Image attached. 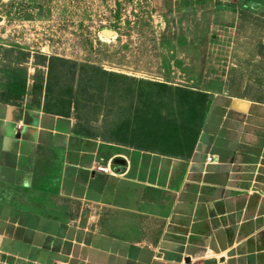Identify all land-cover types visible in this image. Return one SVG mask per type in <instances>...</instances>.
<instances>
[{
  "label": "crops",
  "instance_id": "obj_1",
  "mask_svg": "<svg viewBox=\"0 0 264 264\" xmlns=\"http://www.w3.org/2000/svg\"><path fill=\"white\" fill-rule=\"evenodd\" d=\"M187 88L195 139L160 152L0 92V264H264V90Z\"/></svg>",
  "mask_w": 264,
  "mask_h": 264
},
{
  "label": "rangeland",
  "instance_id": "obj_2",
  "mask_svg": "<svg viewBox=\"0 0 264 264\" xmlns=\"http://www.w3.org/2000/svg\"><path fill=\"white\" fill-rule=\"evenodd\" d=\"M222 1L227 2L188 0L191 5L178 12L181 0H0V92L19 94L14 103L55 104L57 95L63 96V106L67 98L76 103L85 64L138 80L259 93L264 90V0H251L246 9L239 0ZM72 62L74 82L67 81ZM121 82L137 89L135 81ZM95 92L85 96L91 103L79 104L95 113L93 119L89 114L96 123L92 129L102 132L121 120L115 111L107 112L113 101L103 108ZM75 113L81 111L75 107Z\"/></svg>",
  "mask_w": 264,
  "mask_h": 264
},
{
  "label": "trees",
  "instance_id": "obj_3",
  "mask_svg": "<svg viewBox=\"0 0 264 264\" xmlns=\"http://www.w3.org/2000/svg\"><path fill=\"white\" fill-rule=\"evenodd\" d=\"M211 0H197V2L205 5ZM182 7L179 8L185 12V6L191 5L188 0H181ZM240 6H249L251 0H239ZM247 2V4H245ZM249 3V4H248ZM194 12V10H189ZM62 63L69 64L68 61L63 60ZM71 63V62H70ZM75 62H72L71 72L67 81H73L76 78ZM61 69L57 70V76L61 79ZM79 91L77 93L79 101L74 103L76 111H81V114L87 116L89 119L90 109L88 105L80 104L85 99L87 103L92 101L87 100L85 96L91 95L90 90H95V94L99 99V104L108 105V101H113L107 107L108 113L115 111L116 117L121 121L110 123L107 125L101 136L111 139L112 142L125 145L128 147H137L141 149H149L153 151H162V148L169 146L171 149L181 148L182 144H190L195 139L197 126L194 119L201 113V106L203 101L199 99V93H194L189 88L181 85H170L167 83L148 81L137 79L135 77L124 74H117L115 72H107L95 66L81 65V72L78 75ZM128 81L137 83V89L126 87L121 84V81ZM72 92V91H71ZM9 97L11 99L18 98L15 91H10ZM125 96V98H123ZM63 96L57 95L55 98V108L62 107ZM125 99V105L120 104ZM66 104L73 103L71 98L65 99ZM40 99H37L34 104L39 105ZM80 103V104H79ZM48 108V104H45ZM106 107V108H107ZM105 108V109H106ZM112 108V109H111ZM100 110H97L98 112ZM104 112V111H103ZM80 115V118L84 116ZM95 113L90 114L91 119ZM106 114V113H105ZM106 116V115H105ZM134 122V123H133ZM133 138L129 140L130 135ZM173 136V141L168 142L164 140L165 136ZM172 140V139H171ZM177 140V141H174ZM174 147V148H173ZM155 149V150H154Z\"/></svg>",
  "mask_w": 264,
  "mask_h": 264
},
{
  "label": "built area",
  "instance_id": "obj_4",
  "mask_svg": "<svg viewBox=\"0 0 264 264\" xmlns=\"http://www.w3.org/2000/svg\"><path fill=\"white\" fill-rule=\"evenodd\" d=\"M22 125V124H21ZM21 125H18V128L21 127ZM212 158H208V161L211 162ZM99 170L102 172H108V170H106V168L104 167H99ZM182 264H202L201 262H197V261H189V262H183Z\"/></svg>",
  "mask_w": 264,
  "mask_h": 264
},
{
  "label": "bare ground",
  "instance_id": "obj_5",
  "mask_svg": "<svg viewBox=\"0 0 264 264\" xmlns=\"http://www.w3.org/2000/svg\"><path fill=\"white\" fill-rule=\"evenodd\" d=\"M104 32H105V35H106V36H112V32H111V31L109 32V31L107 30V31H104Z\"/></svg>",
  "mask_w": 264,
  "mask_h": 264
},
{
  "label": "water",
  "instance_id": "obj_6",
  "mask_svg": "<svg viewBox=\"0 0 264 264\" xmlns=\"http://www.w3.org/2000/svg\"><path fill=\"white\" fill-rule=\"evenodd\" d=\"M105 31H107V30H105ZM110 32V31H109ZM113 36V35H112Z\"/></svg>",
  "mask_w": 264,
  "mask_h": 264
}]
</instances>
